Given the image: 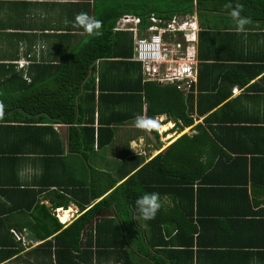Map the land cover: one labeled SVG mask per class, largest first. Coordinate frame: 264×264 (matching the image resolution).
I'll use <instances>...</instances> for the list:
<instances>
[{
    "label": "trees",
    "instance_id": "obj_1",
    "mask_svg": "<svg viewBox=\"0 0 264 264\" xmlns=\"http://www.w3.org/2000/svg\"><path fill=\"white\" fill-rule=\"evenodd\" d=\"M228 4L243 5L241 16L250 18L251 21L245 25L246 28L264 29V0H196V5L189 0L188 4H184V9L178 11L179 14H192L195 7L201 19L197 46L198 65H201L197 66L196 95L191 93L184 99L183 92L176 86L161 88L152 82H143L140 64L130 60L133 54L131 35L127 32L113 31L116 21L128 13L141 17L143 23H147L151 14L166 19H171L174 15L173 12L165 14L152 8L146 10L138 4H134L130 9H125L128 6L126 3L107 4L101 10V14L95 17L102 21L100 31L103 35L96 37L85 34L77 37L66 60L57 67L47 66L39 69L35 84L32 83L30 69L28 76L31 82L25 84L24 81L22 82L24 86L19 87L18 83L21 82L17 81L14 67L9 66V70L1 76L4 82L0 83V103L4 105L3 116L0 117V156H15L18 152L39 156L46 166L42 179L44 182L45 179L54 180L45 184L43 182L41 188L54 186L61 192L73 194V191L68 189L66 181L59 179V175L55 173L57 167L63 163L65 150L88 161L95 147L103 148L111 142L113 138L111 126L142 115L144 105L146 119L153 120L155 116L167 113L174 119H180L185 127L193 124L191 114L194 101L198 116L217 109L225 102V99L221 98L226 97L223 82L244 86L264 73V49L255 48L250 51L245 48L242 44L244 36L236 31V24L230 16L232 9L225 7ZM96 11L95 8L94 12ZM78 29L81 28H75ZM210 60L216 63L207 64L206 62ZM1 68L5 66L0 65ZM208 69L211 70L208 75L212 78H209V87H205L202 79L208 76L205 73ZM214 70L218 72L217 75H214ZM246 71L249 73L244 74ZM217 82H220V85ZM255 85H250L247 90H252ZM213 91L216 95H211ZM204 99H209V102L202 110L201 102ZM215 115L216 111L208 115L205 122L217 125V130L229 129L234 125L256 128L264 124L262 116L242 120L237 114L234 117L223 114L219 118ZM213 117L215 121H211ZM58 125L67 127L66 148L59 144L61 138L54 128ZM234 128L236 129V127L230 129ZM195 129L197 136L189 139L183 135L165 152L158 154L135 175L118 186L120 180L109 175H107L109 179L103 180L102 184L90 180L85 189L86 205H90V200L110 193L54 236L56 255L69 253L72 264H78L80 258H86L91 264L93 258L97 261L100 256L105 255H114L115 264L116 262L145 264L143 258L146 256L151 261L149 264H166L162 257L170 261V264H176V257L180 259L181 264H191L193 255L191 240L184 242L180 251L160 250L169 244L162 239V229L159 227V224L164 222L163 218H170L165 214L162 205L155 219L144 221L137 219L136 199L144 193L152 192L159 193V197L166 192L181 194L186 201L179 202L178 206L189 217L193 210V185L196 182L200 187L204 186L205 180L200 178V173L206 170H200L199 174L193 177L191 171L190 173L187 171L188 167H184L185 172L181 174L179 166L174 165L176 156L185 159L192 153L200 155L203 147L207 145L211 151L217 149L220 153L218 155L226 154L222 151V146L237 156H241V153L257 156L255 154L259 153L257 151L250 153V149L231 148L218 135H215L214 143L201 125H196ZM209 129L213 131L212 127ZM202 134L207 140L202 139ZM181 142H185L182 152L177 153V144ZM89 170L94 172L91 167ZM214 184H217V181H214ZM67 204V201L57 204L54 201L53 206ZM112 205L113 207L106 211L107 206ZM40 208L44 218L52 219L43 206ZM140 221L149 226L146 236L142 231L137 233L134 226ZM44 226L41 225L40 229L44 230L45 234L39 236L44 239L62 228L57 224L56 231L51 232ZM179 229L184 233L191 231L185 226ZM150 248L154 250V255L149 251Z\"/></svg>",
    "mask_w": 264,
    "mask_h": 264
},
{
    "label": "crops",
    "instance_id": "obj_2",
    "mask_svg": "<svg viewBox=\"0 0 264 264\" xmlns=\"http://www.w3.org/2000/svg\"><path fill=\"white\" fill-rule=\"evenodd\" d=\"M113 2L128 4L125 9L138 4L146 10L152 8L165 14L173 12L174 15L171 17L173 18L187 15L179 14L178 11H182L183 5L188 4L189 0H0V65L5 66L0 69V83L4 82L2 74L9 70V66H13L17 81L21 82L18 83L19 87L24 86L22 83L24 81L25 84L31 82L28 76L30 69L32 83L35 84L39 69L59 66L71 53L75 39L86 34L83 29L75 30L76 27L72 23L75 16L80 12H86L93 17L99 16L101 10ZM191 2L196 5V0ZM193 10V13L188 15L196 16L201 28L197 9L194 7ZM128 15L139 17L135 14ZM152 15L154 14L150 16ZM240 33L244 36L242 44L246 49L250 51L255 48L264 49V29L245 27ZM197 46L196 69L201 65H198ZM132 58L133 54L131 61ZM206 63L216 62L210 60ZM202 68L201 66V70ZM205 73L208 75L211 70L208 69ZM247 73L249 72L246 71L244 74ZM217 74L218 72L214 70V75ZM263 75L264 73L244 86L223 82L226 97L221 98H224L225 102L210 113H203V116L197 115L194 101L191 114L193 124L188 127L183 126L180 119H174L167 113L154 117L157 127L151 130L135 127L133 118L111 126L113 134L111 142L103 148L95 147L88 161L65 150L63 163L57 167L55 173L59 175V179L66 181L68 189L72 190L73 194L61 192L54 186L41 188L44 182L42 174L46 166L39 156L26 152L25 154L18 152L15 156H0V264H72L69 253L56 255L53 239L56 234L70 226L110 193L90 200V205H86L85 189L89 181L102 184L103 180L109 179L107 177L109 175L120 180L117 186L122 184L183 135L189 139L197 136L195 126L198 124L207 131L214 143L215 135H218L231 148L250 149V153L253 151L259 153L255 154L257 156L244 153L237 156L222 146V151L226 154L218 155L220 153L217 149L211 151L207 145L203 147L200 155L192 153L185 159L176 156L174 165L179 166L181 174L185 172L184 167H188L187 171L189 173L191 171L193 177L205 169L206 172L200 173V178L205 180V184L200 187L195 182L193 185V210L189 217L178 206L179 202L186 201L184 196L170 192L161 195L160 203L170 218H163L164 222L159 224L162 239L169 243L166 248L160 250L180 251L183 243L191 240L193 246L191 264H264V124L256 128L244 126L246 129H239L238 127H244L234 125L236 129H230L233 128L231 126L229 129L217 130V125L205 122L208 115L214 111L215 117L218 118L223 114L229 117L237 114L242 120L252 116L264 117ZM209 78L212 77L204 76L203 86L209 87ZM197 83L198 74L195 87ZM217 84L220 85V82ZM253 84H256L254 88L247 90ZM157 86L163 88L170 84ZM192 94L196 95V90ZM188 95L182 93L183 99ZM211 95H216L215 91ZM208 100H202V110L206 108ZM226 104H229L228 107H225ZM145 110L144 105L141 116L146 118ZM215 117L211 121H215ZM163 126L166 130L161 132L160 128ZM209 127H212L213 131ZM54 128L61 138L59 144L66 148L67 127L58 125ZM202 139L207 140L203 134ZM184 143L177 144V153L182 152ZM218 145L221 147L219 143ZM89 167L94 172L90 171ZM51 181L54 180L45 179L43 184ZM214 181H217V184H214ZM54 201L56 204L67 201L68 204L53 206ZM41 206L52 219H46L41 215L43 212ZM112 207L113 205L107 206L106 211ZM83 209L85 210L82 211ZM65 214H68L69 218L63 223L60 216ZM57 224L62 226L60 231L46 239L39 237L45 234V231L40 229L41 225H46L44 227L48 231L55 232ZM134 226L137 233L142 231L144 236L149 232V226L144 222L140 221ZM184 226L191 231L181 232L179 227ZM26 231H29L35 240L28 239ZM149 251L154 255V250L150 248ZM114 257L100 256L97 261L93 258L91 264H115ZM162 259L166 264L167 262L170 264L166 258ZM88 262L86 258H80L77 263L89 264ZM143 262L149 264L151 261L146 256ZM175 262L182 263L177 257Z\"/></svg>",
    "mask_w": 264,
    "mask_h": 264
},
{
    "label": "built area",
    "instance_id": "obj_3",
    "mask_svg": "<svg viewBox=\"0 0 264 264\" xmlns=\"http://www.w3.org/2000/svg\"><path fill=\"white\" fill-rule=\"evenodd\" d=\"M196 16L161 19L154 15L143 23L140 17L123 15L114 32L131 35L133 61L140 64L144 82L174 85L186 96L197 81L196 46L200 27Z\"/></svg>",
    "mask_w": 264,
    "mask_h": 264
},
{
    "label": "clouds",
    "instance_id": "obj_4",
    "mask_svg": "<svg viewBox=\"0 0 264 264\" xmlns=\"http://www.w3.org/2000/svg\"><path fill=\"white\" fill-rule=\"evenodd\" d=\"M225 7L231 8L230 16L236 24V31L243 32L245 30V25L249 24L250 18L241 16L243 11L242 4H236L235 6L228 4ZM74 27L83 29V31L90 36H102L103 32L100 31L102 28V21L97 20L95 17L88 15L86 12L78 13L74 21L72 22ZM3 103H0V117L3 116ZM135 127L142 130H151L154 127L151 125H156V121L148 120L141 115H137L134 118ZM161 208L159 193H144L139 196L135 201V209L137 212V219L144 221L153 220L156 217L157 212Z\"/></svg>",
    "mask_w": 264,
    "mask_h": 264
},
{
    "label": "bare ground",
    "instance_id": "obj_5",
    "mask_svg": "<svg viewBox=\"0 0 264 264\" xmlns=\"http://www.w3.org/2000/svg\"><path fill=\"white\" fill-rule=\"evenodd\" d=\"M160 130H161V132H162V131H165V130H166V127L163 126V127L160 128ZM71 212H72V211H71ZM72 215H73V213H72ZM68 218H69V217H68V214L61 215V216H60V219H61V221H62L63 223H66Z\"/></svg>",
    "mask_w": 264,
    "mask_h": 264
},
{
    "label": "water",
    "instance_id": "obj_6",
    "mask_svg": "<svg viewBox=\"0 0 264 264\" xmlns=\"http://www.w3.org/2000/svg\"><path fill=\"white\" fill-rule=\"evenodd\" d=\"M26 232H27V234H28V239H30V240H35L34 237L30 234L29 231H26Z\"/></svg>",
    "mask_w": 264,
    "mask_h": 264
},
{
    "label": "snow or ice",
    "instance_id": "obj_7",
    "mask_svg": "<svg viewBox=\"0 0 264 264\" xmlns=\"http://www.w3.org/2000/svg\"><path fill=\"white\" fill-rule=\"evenodd\" d=\"M151 127H157V125H154V124H153V125H151Z\"/></svg>",
    "mask_w": 264,
    "mask_h": 264
},
{
    "label": "rangeland",
    "instance_id": "obj_8",
    "mask_svg": "<svg viewBox=\"0 0 264 264\" xmlns=\"http://www.w3.org/2000/svg\"><path fill=\"white\" fill-rule=\"evenodd\" d=\"M161 131V130H160Z\"/></svg>",
    "mask_w": 264,
    "mask_h": 264
}]
</instances>
